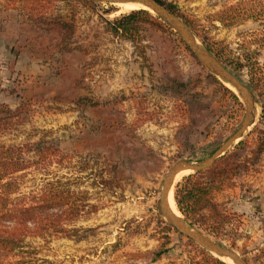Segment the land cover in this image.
I'll return each instance as SVG.
<instances>
[{"label":"rangeland","instance_id":"rangeland-1","mask_svg":"<svg viewBox=\"0 0 264 264\" xmlns=\"http://www.w3.org/2000/svg\"><path fill=\"white\" fill-rule=\"evenodd\" d=\"M163 1L176 5L197 41L217 46L222 62L248 86L253 77H264V0ZM30 5L0 0V31L13 33L17 50L12 67L0 62V102L13 109L23 104L21 120L0 134V142L23 146L43 140L62 151L46 161L26 152L30 167L15 174L19 184L13 196L36 194L46 182L61 179L82 194L78 200L85 210L96 206L67 223V235L30 239L39 251L36 264H146L162 249L173 264H189L201 250L216 257L161 215L162 181L178 161L205 162L241 126L242 95L206 67L157 13L151 14L165 25L142 22L141 36L132 41L108 27L132 11L117 3L42 0ZM63 22H73V29H63ZM253 93L255 123L226 153L246 139L234 178L256 176L261 185L264 153L256 159L251 149L264 129L258 98L264 94ZM178 183L172 189L182 222L234 249L249 264H264V232L257 229L264 226V214L252 222L230 213L219 226L210 220L199 228L178 208ZM257 187L259 192L249 186L247 194L258 198L262 187Z\"/></svg>","mask_w":264,"mask_h":264},{"label":"trees","instance_id":"trees-1","mask_svg":"<svg viewBox=\"0 0 264 264\" xmlns=\"http://www.w3.org/2000/svg\"><path fill=\"white\" fill-rule=\"evenodd\" d=\"M22 2L24 7L37 4L42 0H11ZM49 3L55 0H45ZM85 5H96L98 2L92 0H77ZM166 5L184 22L192 27L191 22L185 19L173 3L159 0ZM31 6V5H30ZM30 10H34L32 6ZM29 11V10H28ZM153 23L154 26L163 27L165 23L151 14L146 9L132 10L128 14L109 22L110 31L115 35L134 41L141 36V23ZM63 29H73V22H63ZM66 39L69 35L64 36ZM207 47L221 61L225 59L215 45L207 42ZM237 71L239 66H232ZM264 77L252 78L249 87L254 91L263 93ZM225 88V87H224ZM1 90V89H0ZM225 90L237 102L239 98L229 89ZM262 102V116L260 122H264V99L258 97ZM13 109L9 104L0 102V134L12 128L16 120H21L22 106ZM251 134V133H250ZM261 136L257 140V146L251 149L256 159L264 153V129L260 130ZM248 141L243 139L236 145L235 150L227 152L219 157L212 167L205 171H196L184 177L176 188L175 197L180 212L191 221V224L199 228L209 226L208 222L213 220L219 226L224 222L228 214L224 208L213 199L215 190H219L222 184L234 178L241 167V157L238 151L248 147ZM62 150L48 142L37 141L33 144L23 146L5 145L0 142V264H36L38 261L37 248L31 244L30 239L34 237L46 238L50 235H67L66 224L78 219L85 213L96 209L85 210V204L79 202L80 192L71 191L66 182L61 179H54L45 183L42 189L36 194L22 193L13 196L18 191V180L15 174L30 167V161L26 158V152L34 153L38 160L46 161L50 156H58ZM108 179L102 182L107 183ZM78 194V198L74 196ZM85 192H83V195ZM209 210L210 213H206ZM168 228V227H167ZM169 229V228H168ZM165 250L155 252L153 260L160 258ZM199 257L194 256L189 264H228L225 261L214 257L212 254L201 250Z\"/></svg>","mask_w":264,"mask_h":264},{"label":"water","instance_id":"water-1","mask_svg":"<svg viewBox=\"0 0 264 264\" xmlns=\"http://www.w3.org/2000/svg\"><path fill=\"white\" fill-rule=\"evenodd\" d=\"M95 2L125 3L133 0H92ZM142 3L151 5L157 14L167 21L197 55V57L208 67L216 76L224 78L234 88L242 93L246 104V114L241 126L228 137V139L203 163H195L190 160H181L175 163L165 175L162 181L159 209L164 219L177 231L187 235L190 239L201 245L208 251H214L224 257H228L237 264H249L248 261L234 249L214 241L211 237L194 230L187 222L184 223L176 219L169 206V192L174 186V181L178 172L184 168H191L193 171H203L213 166L215 161L226 153L227 149L236 141L240 140L249 128L255 123L256 119V97L250 87L232 72L212 51L197 41V38L190 32L188 26L175 13L162 4L159 0H138Z\"/></svg>","mask_w":264,"mask_h":264},{"label":"crops","instance_id":"crops-1","mask_svg":"<svg viewBox=\"0 0 264 264\" xmlns=\"http://www.w3.org/2000/svg\"><path fill=\"white\" fill-rule=\"evenodd\" d=\"M16 32V31H15ZM9 36V37H8ZM16 36V34H14ZM13 33L9 35L5 31H0V62H5L4 66L12 67L13 53L17 50L14 49ZM16 41V38H15ZM9 62H11L9 64ZM1 64V63H0ZM1 66V65H0ZM264 167V165L262 166ZM258 177L261 174L257 173ZM253 185L257 192H259L257 186H261V193L258 198L251 197L247 194L249 186ZM264 184H257V177L252 176V179H232L224 182L219 190H215L213 193V199L216 203L220 204L227 214L234 213L242 215V219L246 221L252 220V222L261 220L264 211L255 212V209H264ZM259 203V206L257 205ZM258 206V207H257ZM260 226V225H259ZM257 227L258 231L264 232V226ZM146 264H173L169 261L168 256L162 255L156 260L146 261Z\"/></svg>","mask_w":264,"mask_h":264},{"label":"bare ground","instance_id":"bare-ground-1","mask_svg":"<svg viewBox=\"0 0 264 264\" xmlns=\"http://www.w3.org/2000/svg\"><path fill=\"white\" fill-rule=\"evenodd\" d=\"M117 6L122 9V10H125V11H128V10H136V9H146L148 11H150L151 13H157V11L154 9L153 6L151 5H148V4H145V3H142L138 0H133V1H129V2H125V3H117ZM222 78V77H221ZM224 79V78H223ZM225 80V79H224ZM226 81V80H225ZM236 89V88H235ZM237 93L239 95H242V93L237 89L236 90ZM191 172V168H187V167H184L182 168L178 174L176 175V178H175V181L174 183H178V181H180L182 179V177H184L185 175H188L190 174ZM173 189L169 192V206H170V209H171V213L172 215L180 220H181V216L179 214V211L176 207V203H175V199H174V196H173ZM184 223V221H183ZM216 257L222 259L223 261H225L226 263L228 264H237L235 261H233L232 259L228 258V257H224L222 255H220L219 253L217 252H214V251H211Z\"/></svg>","mask_w":264,"mask_h":264}]
</instances>
